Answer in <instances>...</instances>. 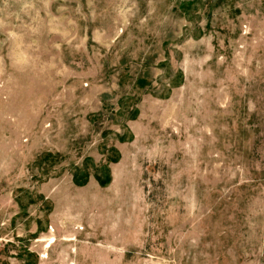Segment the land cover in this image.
I'll return each instance as SVG.
<instances>
[{
  "label": "rangeland",
  "instance_id": "rangeland-1",
  "mask_svg": "<svg viewBox=\"0 0 264 264\" xmlns=\"http://www.w3.org/2000/svg\"><path fill=\"white\" fill-rule=\"evenodd\" d=\"M0 264H264V0H0Z\"/></svg>",
  "mask_w": 264,
  "mask_h": 264
}]
</instances>
